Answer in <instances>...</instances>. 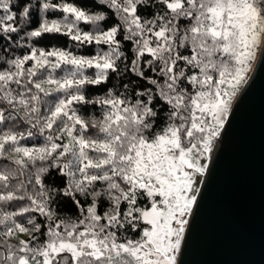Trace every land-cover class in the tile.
Wrapping results in <instances>:
<instances>
[{"label":"snow or ice","instance_id":"6c2138e0","mask_svg":"<svg viewBox=\"0 0 264 264\" xmlns=\"http://www.w3.org/2000/svg\"><path fill=\"white\" fill-rule=\"evenodd\" d=\"M93 6L0 0V264H180L264 62V0Z\"/></svg>","mask_w":264,"mask_h":264},{"label":"water","instance_id":"95a60500","mask_svg":"<svg viewBox=\"0 0 264 264\" xmlns=\"http://www.w3.org/2000/svg\"><path fill=\"white\" fill-rule=\"evenodd\" d=\"M213 154L180 264H264V62Z\"/></svg>","mask_w":264,"mask_h":264},{"label":"trees","instance_id":"16d2710c","mask_svg":"<svg viewBox=\"0 0 264 264\" xmlns=\"http://www.w3.org/2000/svg\"><path fill=\"white\" fill-rule=\"evenodd\" d=\"M99 0H77V3L80 4L81 6L83 5H88V10L89 11H96L98 10L96 7H94V3H98ZM46 46L51 47V46H59V47H64L68 46L71 47V42L68 40L67 37H52L49 38L45 41ZM40 46H45V45H40ZM92 49L91 48H86L82 51L81 54H91ZM251 74V73H250Z\"/></svg>","mask_w":264,"mask_h":264},{"label":"rangeland","instance_id":"374dc122","mask_svg":"<svg viewBox=\"0 0 264 264\" xmlns=\"http://www.w3.org/2000/svg\"><path fill=\"white\" fill-rule=\"evenodd\" d=\"M254 68V67H253Z\"/></svg>","mask_w":264,"mask_h":264}]
</instances>
